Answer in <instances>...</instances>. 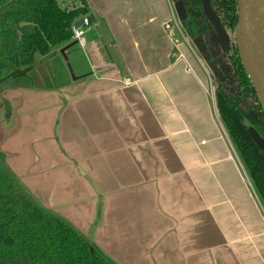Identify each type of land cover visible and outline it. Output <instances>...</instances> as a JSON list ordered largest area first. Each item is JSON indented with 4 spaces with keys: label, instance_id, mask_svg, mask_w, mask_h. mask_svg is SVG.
<instances>
[{
    "label": "crops",
    "instance_id": "obj_1",
    "mask_svg": "<svg viewBox=\"0 0 264 264\" xmlns=\"http://www.w3.org/2000/svg\"><path fill=\"white\" fill-rule=\"evenodd\" d=\"M77 2L84 46L36 56L54 81L0 84L6 166L116 264H264V205L172 0Z\"/></svg>",
    "mask_w": 264,
    "mask_h": 264
},
{
    "label": "trees",
    "instance_id": "obj_2",
    "mask_svg": "<svg viewBox=\"0 0 264 264\" xmlns=\"http://www.w3.org/2000/svg\"><path fill=\"white\" fill-rule=\"evenodd\" d=\"M85 3V0H81ZM185 34L200 38L215 65V102L224 128L264 205V148L249 136L264 138V106L236 48L238 0H209L230 37L228 50L212 53L213 25L201 0H174ZM85 7L62 8L57 0H0V83L26 77L36 56L72 40V26ZM215 56V57H214ZM0 264H116L68 221L41 206L4 162L0 152Z\"/></svg>",
    "mask_w": 264,
    "mask_h": 264
},
{
    "label": "water",
    "instance_id": "obj_3",
    "mask_svg": "<svg viewBox=\"0 0 264 264\" xmlns=\"http://www.w3.org/2000/svg\"><path fill=\"white\" fill-rule=\"evenodd\" d=\"M201 1L207 19L213 25L220 49L228 50L230 46L229 35L211 8L209 0ZM176 8L178 15H183L180 4H177ZM82 21V18L76 20L73 28H77ZM213 30L211 33H213ZM234 38L238 55L250 74L260 101L264 106V0H238V17ZM193 43L199 52L204 55V60L208 61L209 57L206 54V48L202 40L198 38ZM209 64L211 68H215L212 62H209ZM247 132L258 148H264V138L253 127H249Z\"/></svg>",
    "mask_w": 264,
    "mask_h": 264
},
{
    "label": "rangeland",
    "instance_id": "obj_4",
    "mask_svg": "<svg viewBox=\"0 0 264 264\" xmlns=\"http://www.w3.org/2000/svg\"><path fill=\"white\" fill-rule=\"evenodd\" d=\"M57 1H58L59 5L62 8H66L68 10L78 7V6L77 7L74 6V3L77 2V0H57ZM172 3H173V5H174V7H175V9L177 11V8H176L177 5L175 4V1L172 0ZM81 5L83 6L82 2H81ZM177 17H179V16H177ZM175 21H176V24L178 26V29L182 32L183 37L196 48V52L200 56L201 60L205 63V66L207 67V70L210 72L211 86H212V91H213L214 97H215V88H216V81H215V79H216L215 78V74L216 73H215V70L213 68H211V65L209 64V61L204 60V55L199 52V50L197 49L196 45H194L193 41L185 34V32L183 31V29H182V27L180 25L179 18H177ZM215 36H216V34H215L214 30H213V33H211V40L213 39V41H211L212 42V47H213V51H212L213 55L219 53V51L221 50L219 45H218V41L216 39L217 36L216 37ZM44 62L45 61L42 60V61L39 62L38 65H35L33 71L29 72L26 77L7 79L6 81L10 80V81H12V83L15 82V83H20V84H23V83L24 84H26V83H34V84L35 83H40V84L41 83L42 84L43 83L44 84L48 83V84H51L54 81L52 79L53 77L49 76V78L47 80H43V79H40L38 76H36V72L38 71L39 68L42 69V70H44L46 68ZM237 156H238V154H237ZM238 159L240 160L239 156H238ZM4 162H5V160H4Z\"/></svg>",
    "mask_w": 264,
    "mask_h": 264
},
{
    "label": "built area",
    "instance_id": "obj_5",
    "mask_svg": "<svg viewBox=\"0 0 264 264\" xmlns=\"http://www.w3.org/2000/svg\"><path fill=\"white\" fill-rule=\"evenodd\" d=\"M80 18L83 19L82 23L77 27V28H73L72 26V29H73V37L76 38L78 44L80 46H84L85 44V40L83 38V34L85 33V26L89 25L90 23V20H89V17L88 16H81ZM79 18H77L78 20ZM169 24L166 23L165 24V28H169Z\"/></svg>",
    "mask_w": 264,
    "mask_h": 264
},
{
    "label": "flooded vegetation",
    "instance_id": "obj_6",
    "mask_svg": "<svg viewBox=\"0 0 264 264\" xmlns=\"http://www.w3.org/2000/svg\"><path fill=\"white\" fill-rule=\"evenodd\" d=\"M212 51H213V47H212V49H211ZM215 50V49H214Z\"/></svg>",
    "mask_w": 264,
    "mask_h": 264
}]
</instances>
